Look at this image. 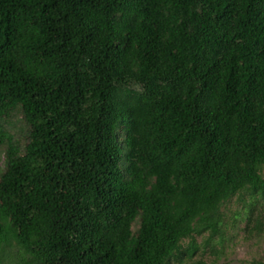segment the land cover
I'll use <instances>...</instances> for the list:
<instances>
[{"label":"trees","instance_id":"trees-1","mask_svg":"<svg viewBox=\"0 0 264 264\" xmlns=\"http://www.w3.org/2000/svg\"><path fill=\"white\" fill-rule=\"evenodd\" d=\"M0 162V264L192 255L264 197V0H0Z\"/></svg>","mask_w":264,"mask_h":264},{"label":"rangeland","instance_id":"rangeland-1","mask_svg":"<svg viewBox=\"0 0 264 264\" xmlns=\"http://www.w3.org/2000/svg\"><path fill=\"white\" fill-rule=\"evenodd\" d=\"M221 213L220 231L211 237L208 232L194 235V253L170 264H264V197L242 192Z\"/></svg>","mask_w":264,"mask_h":264}]
</instances>
